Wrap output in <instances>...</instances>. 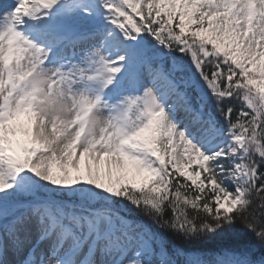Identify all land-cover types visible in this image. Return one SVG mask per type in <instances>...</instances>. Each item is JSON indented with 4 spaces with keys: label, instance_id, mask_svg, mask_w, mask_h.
Masks as SVG:
<instances>
[{
    "label": "snow or ice",
    "instance_id": "1",
    "mask_svg": "<svg viewBox=\"0 0 264 264\" xmlns=\"http://www.w3.org/2000/svg\"><path fill=\"white\" fill-rule=\"evenodd\" d=\"M0 264H264V0L0 3Z\"/></svg>",
    "mask_w": 264,
    "mask_h": 264
},
{
    "label": "rangeland",
    "instance_id": "2",
    "mask_svg": "<svg viewBox=\"0 0 264 264\" xmlns=\"http://www.w3.org/2000/svg\"><path fill=\"white\" fill-rule=\"evenodd\" d=\"M3 2H5V0H0V3H3Z\"/></svg>",
    "mask_w": 264,
    "mask_h": 264
},
{
    "label": "trees",
    "instance_id": "3",
    "mask_svg": "<svg viewBox=\"0 0 264 264\" xmlns=\"http://www.w3.org/2000/svg\"><path fill=\"white\" fill-rule=\"evenodd\" d=\"M176 243H177V244H180L181 242L177 240Z\"/></svg>",
    "mask_w": 264,
    "mask_h": 264
}]
</instances>
